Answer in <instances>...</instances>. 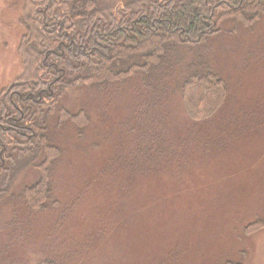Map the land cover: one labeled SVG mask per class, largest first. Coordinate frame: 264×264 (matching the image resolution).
<instances>
[{"label": "rangeland", "instance_id": "rangeland-1", "mask_svg": "<svg viewBox=\"0 0 264 264\" xmlns=\"http://www.w3.org/2000/svg\"><path fill=\"white\" fill-rule=\"evenodd\" d=\"M23 2L0 0V88L21 69ZM219 24L148 83L132 74L66 90L59 102L70 112L83 106L88 120L81 131L50 120L60 151L45 207L22 200L37 166L0 197V264H264V11ZM191 61L227 86L201 119L180 94Z\"/></svg>", "mask_w": 264, "mask_h": 264}, {"label": "trees", "instance_id": "trees-1", "mask_svg": "<svg viewBox=\"0 0 264 264\" xmlns=\"http://www.w3.org/2000/svg\"><path fill=\"white\" fill-rule=\"evenodd\" d=\"M262 11L264 0H24L21 69L0 88V197L21 169L37 166L39 176L23 187L22 200L31 210L46 206L48 165L60 151L49 137L50 120L68 121L78 131L88 120L83 106L70 112L59 102L67 89L105 87L132 74L148 83L163 62L173 67L169 59L175 64L181 46L218 32L222 19L247 23ZM184 73L180 94L187 113L210 116L223 101L225 81L197 61Z\"/></svg>", "mask_w": 264, "mask_h": 264}]
</instances>
